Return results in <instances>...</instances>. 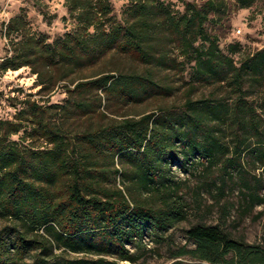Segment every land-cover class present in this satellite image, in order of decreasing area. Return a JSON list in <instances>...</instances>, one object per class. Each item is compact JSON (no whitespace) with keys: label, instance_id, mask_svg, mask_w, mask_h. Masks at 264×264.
Segmentation results:
<instances>
[{"label":"trees","instance_id":"obj_1","mask_svg":"<svg viewBox=\"0 0 264 264\" xmlns=\"http://www.w3.org/2000/svg\"><path fill=\"white\" fill-rule=\"evenodd\" d=\"M125 1L116 22L111 0H64L62 20L75 25L51 42L22 10L2 26L0 73L28 68L42 92L65 83L67 97L26 100L12 120L0 119V264H136L128 247L145 238L164 244L191 209L200 211L204 192L213 189L219 204L237 190L243 216L264 204L248 171L264 169V48L234 43L224 53L207 30L260 0H177L182 13L166 0ZM115 58L133 66L125 71ZM187 67L182 103L133 112L174 96L173 75ZM173 166L206 175L191 201ZM219 208L229 215L235 206ZM223 223L192 225L191 247L173 250L172 264H264V245Z\"/></svg>","mask_w":264,"mask_h":264},{"label":"rangeland","instance_id":"obj_2","mask_svg":"<svg viewBox=\"0 0 264 264\" xmlns=\"http://www.w3.org/2000/svg\"><path fill=\"white\" fill-rule=\"evenodd\" d=\"M170 2L172 8L180 13L183 12V3L177 0H166ZM184 2H191L198 6L204 4L206 0H183ZM64 0H0V62L7 56L8 43L2 36V26L8 20L17 15L21 10L27 16V20L33 31L42 33L46 36L49 42L55 38L69 32L74 28V22L67 19L62 20L66 16V10L63 6ZM112 3V18L116 22H121L122 15L128 6L125 0H111ZM45 14V17L43 15ZM51 16H55L51 19ZM241 30L237 34V30ZM207 30L211 34L218 36V46L220 50L226 53L227 46L230 44L238 43L241 48L247 52H255L264 48V0L258 1L250 9L236 10L232 9L226 17L219 23H208ZM235 60L237 57H234ZM116 59V58H115ZM113 59L117 65L128 71L133 64L127 58ZM130 63V64H129ZM190 69L187 67L183 75H173L174 81L177 83L174 96L167 100H157L138 106L134 109L135 114H141L153 110L160 104L165 105H179L182 103V94L184 92L183 82L189 79ZM65 83L59 84L53 92L46 94L40 90V87L35 83V76L31 74L28 68H22L18 71H9L5 74L0 73V119L12 120L18 110L24 107L26 100L36 101L41 104H62L64 103L67 95L64 90ZM209 89L205 90L207 93ZM121 112V111H119ZM130 113V117H136ZM109 117H115L107 114ZM21 135L13 136L11 139L19 141ZM177 171L179 178H186L184 187L187 190V197L191 201V196L203 182L208 181L206 175L196 173L194 177H187V174L182 173L176 166L172 167ZM250 173V180H258L264 195V169L248 170ZM252 177V178H250ZM206 188V187H205ZM207 189V188H206ZM209 193H202L199 197L202 202V208L197 213L196 208L191 209L189 220L182 222L169 233L168 240L162 244H156L151 238H145L142 244L137 249L132 246L128 248L135 252L140 258L136 264H172L175 260L171 258L172 251L180 246L191 245L186 239V230L198 221H202L209 225L223 223L226 231L235 237H242L247 243L251 245H264V204L256 206L250 214L243 216L238 210L236 203L238 200V192L227 191L222 197H218L219 204H216L214 190L211 189ZM205 191V190H204ZM227 204L229 207L235 206L229 212V215L221 214V205ZM195 205L191 204V206ZM196 210V211H194ZM196 212V213H194ZM59 258H66L74 260L84 255L69 254L64 255L60 251H55ZM91 257V256H88ZM183 264H200L188 257L178 259ZM119 264H131L129 262H120Z\"/></svg>","mask_w":264,"mask_h":264},{"label":"built area","instance_id":"obj_3","mask_svg":"<svg viewBox=\"0 0 264 264\" xmlns=\"http://www.w3.org/2000/svg\"><path fill=\"white\" fill-rule=\"evenodd\" d=\"M240 32H241V30H239V29L236 31L237 34H240Z\"/></svg>","mask_w":264,"mask_h":264}]
</instances>
